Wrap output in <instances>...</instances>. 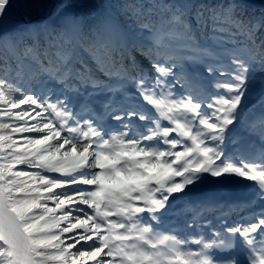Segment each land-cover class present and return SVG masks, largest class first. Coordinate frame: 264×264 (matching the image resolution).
<instances>
[{"label":"snow or ice","instance_id":"1","mask_svg":"<svg viewBox=\"0 0 264 264\" xmlns=\"http://www.w3.org/2000/svg\"><path fill=\"white\" fill-rule=\"evenodd\" d=\"M257 85L243 0H0V264H264Z\"/></svg>","mask_w":264,"mask_h":264},{"label":"trees","instance_id":"2","mask_svg":"<svg viewBox=\"0 0 264 264\" xmlns=\"http://www.w3.org/2000/svg\"><path fill=\"white\" fill-rule=\"evenodd\" d=\"M47 2L51 3L53 2V0H47ZM83 3L86 4H101V3H107L108 0H82ZM197 3H215L216 0H196ZM243 3L246 6L247 9V13L250 15H254V16H260L261 13H264V0H243ZM206 35L210 34L208 32V30H205ZM203 42H208L210 43V41H206V40H202ZM264 96V92L260 91L259 85L256 86L255 88V95L254 98L249 100L247 102V108L251 109L250 112H253L256 109H262L261 105L259 104V101L261 99V97Z\"/></svg>","mask_w":264,"mask_h":264},{"label":"bare ground","instance_id":"3","mask_svg":"<svg viewBox=\"0 0 264 264\" xmlns=\"http://www.w3.org/2000/svg\"><path fill=\"white\" fill-rule=\"evenodd\" d=\"M245 183H248V182H238V181H237V188H236L235 191H232V192H229V191H222V190H220V191L222 192V194H223L225 197H229V198H231V197H233L235 194H237L239 191H242V190H243V185H244ZM212 185H213V184L205 185V188H210V187H212ZM181 203H182V202L177 201V202L175 203V205H174V208H173L172 210H173V211H178V210L180 209Z\"/></svg>","mask_w":264,"mask_h":264},{"label":"water","instance_id":"4","mask_svg":"<svg viewBox=\"0 0 264 264\" xmlns=\"http://www.w3.org/2000/svg\"><path fill=\"white\" fill-rule=\"evenodd\" d=\"M220 187H225V188H230L234 189L235 188V180L230 179L229 181L225 182L223 185H219Z\"/></svg>","mask_w":264,"mask_h":264},{"label":"rangeland","instance_id":"5","mask_svg":"<svg viewBox=\"0 0 264 264\" xmlns=\"http://www.w3.org/2000/svg\"><path fill=\"white\" fill-rule=\"evenodd\" d=\"M260 112H261V110H260V108H259V110L255 111L254 114H253L252 116L248 117V118H249V119H254V118H256V117L259 115ZM249 114H250V111L247 112V116H248Z\"/></svg>","mask_w":264,"mask_h":264}]
</instances>
